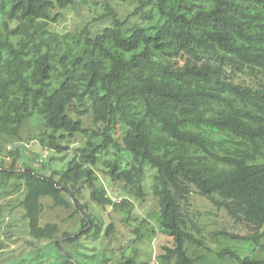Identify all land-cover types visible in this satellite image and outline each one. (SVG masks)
Returning <instances> with one entry per match:
<instances>
[{
	"label": "trees",
	"instance_id": "16d2710c",
	"mask_svg": "<svg viewBox=\"0 0 264 264\" xmlns=\"http://www.w3.org/2000/svg\"><path fill=\"white\" fill-rule=\"evenodd\" d=\"M86 1L0 0V141L21 142L28 131L64 161L67 142L89 135L87 115L100 141L61 169L25 161L18 145L0 149V196L21 194L29 236L54 246L65 264H153L137 251L107 252L116 227L91 203L113 208L127 226L139 219L134 202L110 197L101 173L127 196L158 200L172 240L158 264H199L196 250L212 252L189 211L197 193L254 231H223L237 245L216 257L264 264L256 255L264 228V0H119L137 5L127 19L111 9L104 28L94 18L61 31L63 11ZM147 167L155 172L150 194ZM46 199L81 216V231L61 236L58 223H44Z\"/></svg>",
	"mask_w": 264,
	"mask_h": 264
},
{
	"label": "rangeland",
	"instance_id": "374dc122",
	"mask_svg": "<svg viewBox=\"0 0 264 264\" xmlns=\"http://www.w3.org/2000/svg\"><path fill=\"white\" fill-rule=\"evenodd\" d=\"M136 6V4H123L119 0H87L71 11H63L67 14V19L58 25V28L61 31L73 30L94 20V18L99 20V28H104L108 21L106 15L111 9L118 12L120 17L125 20L134 13ZM132 19L133 22H139L136 17ZM156 22L157 19L153 24ZM84 121L86 128L89 129V135H79L67 142L70 150L64 161L55 152L45 149L36 140L33 141L31 139L33 137L28 131L22 134L23 141L21 142L13 139L10 143L0 141V149L7 153L18 145L26 153L25 161L34 165L51 161L50 167L61 169L67 165L78 149L86 147L89 141L100 142L94 136L91 115L85 116ZM50 167L49 170H51ZM146 173V190L150 194L155 172L147 167ZM99 178L100 184L107 189L110 197L116 202H120L124 198L134 202L135 213L139 219L138 223H134L135 226H127L122 222L120 214L113 208H101L91 203L93 213L104 221L106 227L112 223L116 227L115 234L108 240L109 243L108 241L104 243L107 252L111 255L113 253L117 255L122 250L127 254L137 251L139 261H150L153 264H158L157 259L163 253V247L172 243L171 238L161 226L158 200L152 195L144 200L134 199L126 195L123 185L113 183L101 173ZM20 198L21 194L15 191L7 196H0V264H65L64 259L57 253L54 246L51 245L50 247V244L45 242L34 241L29 236L22 220L19 207ZM45 206L44 223H58L62 229L61 236L67 231H81L83 224L81 216L74 215L73 210L54 208L50 199L45 200ZM189 211L200 229L201 235L198 236L212 252H207L202 248L196 250L194 256L196 258L202 257L199 264H238L230 258L221 261L216 257V252L221 250L224 245H237L234 244L237 241L224 236L222 232L226 231L245 237L254 231L244 224L236 223L225 211H218L207 199L197 193H194L190 199ZM143 220H146V223L140 226L139 223ZM138 230L139 232L136 234ZM259 232L262 238L259 239L256 255L264 257V228Z\"/></svg>",
	"mask_w": 264,
	"mask_h": 264
}]
</instances>
